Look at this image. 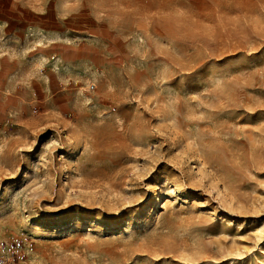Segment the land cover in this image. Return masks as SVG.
I'll return each instance as SVG.
<instances>
[{
    "label": "rangeland",
    "instance_id": "obj_1",
    "mask_svg": "<svg viewBox=\"0 0 264 264\" xmlns=\"http://www.w3.org/2000/svg\"><path fill=\"white\" fill-rule=\"evenodd\" d=\"M22 264H264V0H0V240Z\"/></svg>",
    "mask_w": 264,
    "mask_h": 264
},
{
    "label": "built area",
    "instance_id": "obj_2",
    "mask_svg": "<svg viewBox=\"0 0 264 264\" xmlns=\"http://www.w3.org/2000/svg\"><path fill=\"white\" fill-rule=\"evenodd\" d=\"M28 238L14 236L0 240V264H22L29 256Z\"/></svg>",
    "mask_w": 264,
    "mask_h": 264
},
{
    "label": "bare ground",
    "instance_id": "obj_3",
    "mask_svg": "<svg viewBox=\"0 0 264 264\" xmlns=\"http://www.w3.org/2000/svg\"><path fill=\"white\" fill-rule=\"evenodd\" d=\"M24 263V262H23Z\"/></svg>",
    "mask_w": 264,
    "mask_h": 264
}]
</instances>
